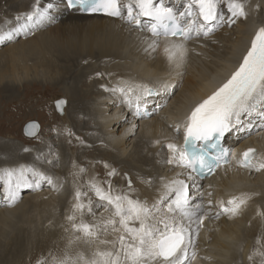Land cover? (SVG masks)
<instances>
[{
  "label": "bare ground",
  "instance_id": "6f19581e",
  "mask_svg": "<svg viewBox=\"0 0 264 264\" xmlns=\"http://www.w3.org/2000/svg\"><path fill=\"white\" fill-rule=\"evenodd\" d=\"M6 1L7 5L18 8L20 14L22 13L25 17L37 7L45 9L52 5L51 8H48L51 19L45 20L38 27L39 31L34 33L36 35L48 34L47 27L49 25L59 24L58 34L49 41L51 53L53 56L56 55V58L54 56V58L46 61L47 69L43 70L42 74L45 75L48 72L49 75V72L52 73V70L58 69V63L62 61L61 58H64L63 60L66 61V64L75 56L79 60L82 56L84 45H87L88 54H96V51H98L99 54L105 56L104 64L106 67L107 65L109 66V70H107L109 82L107 84H105L106 82L104 83L107 87L114 83V89H118L123 87L125 82L133 86L141 84L153 88L163 83L170 85L167 89L160 90L157 95L145 97L140 102L141 105H146L151 112L152 115L150 117L145 116L143 110L141 111L142 116L137 117L134 116L136 113L132 110L133 106L129 107L125 96L121 92L112 91V94H110V91L104 88L105 85L99 83L98 80H102V78L95 77L97 80H95L94 86L91 84L92 86L82 89L77 85L86 84L89 81V75L74 76L73 73L70 75L62 74L67 73L68 69L61 74L59 73L60 71L58 72L60 74V83H65L67 76L75 77L73 79L75 84L69 85V87L66 86L67 88L64 89L70 102L66 113L67 116L62 120L66 122L67 119V121L74 123L76 128L83 130L84 134L87 135L85 140L81 136L80 145L84 144L81 147V155L86 154L88 156L92 153L91 156L94 158V163H97V160L102 158L113 157L108 163L111 165L110 167L113 166L114 168L116 164H121V166H125L132 172L136 180L135 183L132 177L134 181L132 182L131 176L128 173H124L126 179L124 177L121 180L123 184H121L122 190L116 195L111 192L107 193L112 196H123L126 193V196L146 203L153 211H155V208H153L155 205L156 208L161 209V213H157L159 216L167 213V204L175 199L174 189L178 185L174 182L183 181L188 186L187 194L191 198L189 210H194L193 206L196 204L200 205V210L196 216H192L190 219L182 217L179 212L174 214L178 217V220L185 225H190L193 230L194 249L189 247L188 255L191 257V253L194 250L196 259L191 261V264H264V169L257 171L255 168L242 167L238 163L239 160L235 159L229 165L221 168L220 173H216L213 181L218 186L205 184L197 176L193 175L189 168L169 163L172 153L166 147L169 143L175 144V142L179 141L180 137L175 128L185 118V113L188 116L194 105L225 82L239 66L243 56L246 55L250 47L257 28L264 27V0H242L245 3L247 17L235 19L236 24L234 26H231L234 23L230 24L228 22L230 14L227 13L226 7L221 6L220 11L225 13L224 20L213 21L207 25L206 27L212 29L207 36L203 32L197 35L195 31H192L191 39L188 40L171 36L167 38L164 36H153L146 29L151 22L145 24L142 16L140 17V24L137 25L134 21L129 22L127 18L105 17L100 12L88 15L82 11L78 13L79 8H76L77 11H70L65 0H39L38 4L34 0L33 11L31 0ZM121 2L126 4L130 0H121ZM156 3L163 6L166 3L169 7H176L178 11L173 12L178 14L179 20L185 24L184 27L187 26L190 20L197 18V15H187L186 9H189L191 4L189 0H156ZM190 11L194 13L196 7L193 5ZM180 13H185V15L181 16ZM124 15L126 17V9ZM200 20L202 19L198 18L197 22L199 23ZM34 31L30 28L28 34H33ZM22 37L25 38L26 36ZM153 41L157 44L155 50L149 47V44ZM173 43H183L186 52L182 60L170 63L164 53V47ZM32 50L42 54L35 61V65L42 64L43 53L41 47L35 44L32 46ZM69 67L70 72L72 68L71 66ZM192 67H196L198 72L192 70V75H186L189 68L191 70ZM63 69L66 68L64 67ZM103 73L105 75L104 71ZM29 76L31 77V75ZM34 78H39L38 74H34ZM184 78L186 81L182 84L178 94L175 89L179 84L183 83L182 80ZM68 79L70 80V78ZM55 81L58 83L57 78ZM137 95H141V92L134 89L129 96L133 100V105H135V96ZM103 102L106 104H103ZM104 105H107L108 110L103 107ZM103 108L106 111H103ZM111 110H114V112H111ZM124 111H127L128 114H124ZM129 118L133 120L135 126L127 120ZM243 119L245 121L243 127L238 126L225 133L223 136V147L226 149L228 146L233 145L235 152L250 145L258 147L260 152H263L264 118L254 115ZM179 126H182V124ZM139 128L141 135L133 138ZM77 131L79 132V130ZM22 145L21 147L19 146L18 150H16V144L12 145V143L0 149V160L5 158L15 159L19 158L18 156L25 160L30 159L33 153L29 152L28 148H24L25 144ZM131 145L132 147L129 149L128 146ZM63 146L61 145V147ZM49 147L47 151H49ZM144 149L152 153V155L144 154ZM77 150H80V147ZM16 151H19V153H16ZM78 155L80 156V153ZM136 156L137 159L135 160ZM64 159L71 160V156L64 154ZM261 162H264V154L261 161H252L255 165ZM22 164H0V171L4 169L7 171L8 168L12 169V184L14 187L15 178L19 175L21 169L25 170L24 175L29 182L35 183L39 179L31 180L29 173H32V170L26 173L27 167ZM53 164H50V167H53ZM20 166H24V168H20ZM45 170L43 172H47V169ZM49 172L52 173L51 170ZM41 174L46 176L45 173ZM51 179V184L46 180H41L38 189L31 187V190H28L31 193L24 195L26 202L28 201L29 203L27 205L35 209L40 208L39 210L44 214L36 219L35 225L33 221L30 227L22 223L18 228V224L13 223L15 226L10 241L3 250L0 249L1 264H8V262H12L15 259L18 262L20 257L23 256L24 250L25 252H32L35 245L38 247L39 243L44 241H46L44 245L51 250L54 249L52 247L54 241L61 242V247L75 250V245L72 241L74 236L72 238L68 236L67 240L64 239V235L67 234L65 230L69 220L66 219L60 222L59 215L62 206L69 207L66 200H74L71 205V212L72 214L77 212L74 208L76 204L75 189L72 188L71 190L73 196L68 193V195L66 194L67 199H65V195L60 193L62 183L59 182L58 178ZM3 180H8V176ZM129 181H131L130 185ZM45 182L48 184H45ZM46 185L49 188H46ZM102 186L112 191L111 188L113 187ZM215 187H218L215 189L216 193L213 190ZM91 197L93 198L92 195ZM233 198H243L246 202L241 205L235 215L223 212L220 202H223L224 206L230 207L227 201ZM99 202H104L101 215H96L101 207V204L97 203L94 210L90 212L91 215L96 216L95 218L91 216L90 220H85L84 218L81 220L80 217L72 221V223L83 221L93 224L112 218L113 206L108 205L107 201L99 200ZM18 203L10 207L1 208L0 219L5 222L10 219L14 215V211L18 209ZM51 206H56L57 208L49 212V207ZM86 210L88 208H84L83 212ZM217 212L220 213L219 218H216ZM167 214L173 215L171 213ZM201 215H203L202 224L198 221V217ZM65 218H68V216H65ZM116 219L118 220L119 218L117 217ZM2 230L4 231L5 228H2ZM117 235L118 233L111 231V226H109L107 234L102 229L99 234L100 239L107 240H114ZM96 243L99 244L96 241L89 246L94 248L97 246ZM99 245L101 249L110 247V245ZM250 256L252 259H249Z\"/></svg>",
  "mask_w": 264,
  "mask_h": 264
},
{
  "label": "snow or ice",
  "instance_id": "6c2138e0",
  "mask_svg": "<svg viewBox=\"0 0 264 264\" xmlns=\"http://www.w3.org/2000/svg\"><path fill=\"white\" fill-rule=\"evenodd\" d=\"M37 4L39 0H36ZM68 7L79 6L81 9H87L94 12H104L113 17L127 18L129 22L140 24V17H148L155 21L150 28L155 37H175L181 36L184 40L191 39V32L195 31L197 35L201 32L205 36L212 31L206 27L213 21L224 20L225 13L220 11L221 6L226 7L228 22L234 23L237 18H246L245 3L242 0H191L189 9H186L187 15L191 16L190 9L194 6L198 9L197 18L190 20L186 27H180L175 23L176 14L172 8L164 7L156 3V0H130L128 3H122L121 0H67ZM49 5L48 8H51ZM48 8H35L33 12L26 15V22L20 23L12 31L0 34V42L13 39L14 35L19 34L29 28H35L45 20L51 19ZM126 9V17L124 11ZM181 16L185 13H180ZM202 19L203 23H198L197 19ZM20 18L17 17V20ZM171 22V23H169ZM149 47L155 50L157 44L153 41ZM186 49L183 43H173L164 47V53L167 60L179 62L183 59ZM170 87L163 83L158 87H148L146 85H129L125 82L123 87L112 89V91L121 92L129 107L133 106V100L129 98L135 90H139L141 95L135 96L136 115H141V101L145 97L157 95L160 90ZM64 101H57L58 109ZM259 116L264 118V27H260L253 39L246 55L243 56L241 63L230 78L220 85L211 95L202 102L198 103L187 117L184 124L185 137L184 149H180L176 144L169 143L167 148L172 153L169 163H175L181 167H190L193 170H199L201 174L212 173L221 166V163H228V150L221 148L218 154L212 155L206 149L207 147L216 148L219 146L220 139L225 133L238 126L243 127L244 117ZM250 122V121H249ZM36 127V125H30ZM179 131V127H177ZM196 141L209 142L205 147L197 148ZM255 157V149H247L242 153V159L238 163L245 168H255L257 171L264 169V162L255 165L252 163ZM24 169H21L19 175L15 178V188L39 187L41 180L52 183L51 177L44 176L41 173L33 172V176L39 179L35 183L29 182L24 175ZM110 172L109 175H113ZM8 183L11 185L13 172H7ZM178 185L174 189L175 199L167 204V213L173 215L160 214V208L152 210L146 203L134 200L128 196H112L93 184L96 196L101 201H107L112 205L114 211L112 218L101 223H72V228L84 238L86 243L99 242L101 245H110L101 249L97 247L91 257H86L82 252L75 256L64 254L62 258L53 257L50 264H191L196 259V252L193 250L191 257L188 255L189 247L194 249L193 230L190 225L183 224L178 217L174 215L179 212L182 217L191 218L196 216L200 210V205L193 206L194 210H189L190 197L187 194V184L183 181H175ZM131 181H129V185ZM81 193L76 192L77 203L74 208L77 211L83 210L86 205L80 202ZM8 198L14 202L16 192L9 190ZM246 201L243 198H233L227 201L230 207L224 206L220 202L223 212L232 215L237 214L241 205ZM89 205L91 201L89 200ZM211 203V202H210ZM91 212V207H88ZM220 213H216L219 218ZM119 218L118 220L116 218ZM69 221H74L75 216H69ZM151 221V222H150ZM199 223H203V215L198 217ZM118 225V226H117ZM138 225V226H136ZM109 226L111 231L118 233L114 240L100 239V231L108 233ZM71 243V241H70ZM249 259H252L250 256ZM37 264H46L45 259L41 258Z\"/></svg>",
  "mask_w": 264,
  "mask_h": 264
},
{
  "label": "rangeland",
  "instance_id": "374dc122",
  "mask_svg": "<svg viewBox=\"0 0 264 264\" xmlns=\"http://www.w3.org/2000/svg\"><path fill=\"white\" fill-rule=\"evenodd\" d=\"M33 1L34 0H31L32 11L34 10ZM17 17H19L20 20H17ZM19 22L20 23L26 22V17L22 15V13L20 14L18 8L10 7L9 4L7 5L6 0H0V34L14 30L16 26L19 25ZM235 24L236 23L234 22V24H232L231 26H234ZM58 26L59 24L49 25L47 27L48 34H37V35L32 33L31 34L24 33L21 35L16 34L14 35L13 39L6 40L5 42L4 41L0 42V149L12 143V145L16 144V150H18L19 146L21 147L23 146L22 144H25L26 146H24V148H28L29 152L33 153L30 156V159L25 160L20 156H18L19 158H15V159L5 158L0 160L1 162L0 164L8 163L11 165H19L24 163L22 165L27 167L26 173L32 170V173H29L31 180L39 178V177L35 178L33 176V172L45 173L47 177L50 176L51 178H58L59 182L62 183L60 193L65 195L64 196L65 199H67L68 193L72 195L71 190L73 188L75 189L74 190L75 194L77 191L81 193L80 202L86 205L85 208H88L89 200L91 201L90 204L91 206L89 207H91L92 211L94 210V207L97 203L101 204V207L99 208L98 213L96 214L97 216H99L102 214V210L104 208L103 207L104 202H99L100 199L96 196L95 189L93 188V184L102 188L103 190H105V192H111L116 195V193L122 190L121 180H123V178L125 177L124 173H128L131 176V179L133 175L129 169L125 168V166L123 167V165L121 166V164L118 165L114 164L115 165L114 168L113 166L110 167L111 165H109L108 163L109 161H111L110 159L113 157H107L106 159L102 158L101 160H97V163H94V158L91 156L92 153L89 154L88 156L86 154L81 155L82 154L81 147H83L84 144L82 145L80 144L82 138L85 140L87 135L84 134L85 132L83 130L76 128L74 123L67 121V119L66 122L62 120L65 116H67L66 113L70 102V99L66 96L64 89L69 87V85L75 84V81L73 80L75 77L67 76L66 77L67 83L66 82L60 83L59 75L67 69H68L67 73H62V74L70 75L71 73H73L74 76L75 75L84 76L86 74H87L86 76L89 75L88 78L90 82L89 81L86 82L87 85L86 84L77 85L82 89L84 88L86 89L89 86L95 85V80H97L95 77L102 78V80L100 79L98 80L99 83H102L103 85L107 84V82H109V74L107 75L108 73L107 70H109V66L107 65L106 67V65L104 64L105 56L99 54L98 51H96V54L95 53L88 54L87 45H84L82 56L81 58H79V60L75 56L72 58V60L68 61L69 64L68 62L66 64V61L63 60L64 58H61L62 61L58 63L59 64L58 69L55 68L54 70L51 71L52 73L49 72L50 77L48 75V72L45 75L42 74L43 70L47 69L46 61L50 58H54V56L56 58V55L53 56V54L51 53L49 41L52 37L58 34ZM22 36H26V37L23 38ZM35 44L41 47L43 53V63L40 65H35V61L38 59V57L42 56V54H39L38 52H34L32 50V46ZM62 65L66 69H63L64 67ZM69 66H71L72 68L70 72H69L70 70ZM104 67H106L107 69ZM103 68L106 70H104ZM192 70L198 72L196 67H192L191 70L189 68L188 73H186V75L187 74L192 75L193 74ZM103 71L105 72V75ZM58 72L60 74H58ZM34 74H38L39 78H34ZM55 74L57 75V77ZM29 75H31V77ZM28 77L29 79H27ZM56 78L58 79V83L57 81H55ZM68 78H70V80ZM182 81L183 83L179 84L175 89L177 93L178 91L180 93V90L182 88L181 86L186 81L185 78ZM104 88H107L110 91V94H112L111 92L112 89H114V83L108 85V87L105 85ZM59 97H63L66 99L65 114L63 116L58 115L54 105V100L58 99ZM105 102H103V104H106ZM103 107L107 108V105H104ZM105 109L103 111L108 110V108L106 110ZM111 112H114V110H111ZM124 114H128V112L124 111ZM33 120L38 121L40 123L41 126L40 132L35 137H27L22 133V129L27 122ZM127 120H129L135 126L133 120H131L130 118ZM176 128L175 131H177ZM77 130H79V132ZM179 131H177L178 135L181 134L180 133L181 131L180 132ZM140 133L141 132L139 128L137 130V133L133 135V138L141 135ZM78 134H80L79 135L80 137L78 136ZM61 145L64 146L61 147ZM48 146H50L49 151H47ZM78 147H80V150H77ZM128 147L130 149L132 145ZM16 153H19V151H16ZM79 153L80 156L78 155ZM64 154H69V156H71V160L64 159ZM144 154L152 155V153H149L146 149H144ZM32 156L33 158H31ZM136 159L137 156L135 157V160ZM127 162L129 161L127 160ZM52 163H54L53 167H50L51 166L50 164ZM55 164H57V166H55ZM24 166H20V168H24ZM9 169L10 168H8V170ZM45 169H47V172H43V170L46 171ZM49 170H51L52 173H50ZM109 171L114 172V174L109 175L110 173ZM121 171H122V175H121ZM134 181L136 183L135 178ZM134 181L132 179V182ZM46 183L47 182H45V184ZM102 185L108 188L113 187L111 188L112 191L103 188ZM45 187L49 188L47 185ZM30 193L31 192L28 191L24 193V195L26 194L29 195ZM91 195L93 196V198L91 197ZM125 195L126 193L123 194V196ZM25 199L26 198H24L23 196L18 203L19 206L18 209L14 211V215H12L10 219L6 220V222L0 219V225H1L0 249L1 250H3L8 245L15 224H18V228L22 223L27 224L30 227L31 226L30 224H32L33 221L35 225L36 219L40 218L39 216L42 217L44 214L42 213L41 210H39L40 208L35 209L32 208V206L27 205L29 203L28 201L26 202ZM66 202L69 204V207L62 206L63 207L62 208L59 205L61 207L60 208L61 210L59 211L60 222L67 219L65 218V216L68 217L75 216V219L81 217V220L83 218L85 220L87 219L90 220L91 216H93L92 218L96 217L95 215H91V213L88 210L84 212L83 210H81L72 214L71 205L74 202V200H66ZM56 208H57L56 206L49 207V212L55 210ZM17 220L20 221V223H18ZM9 222L10 224H8ZM2 228L3 229L5 228V230L3 231ZM65 232L67 233L64 235L65 240H67L68 236H70L71 238L72 236H74L72 238V241L74 242L75 250L61 247L60 246L61 242L58 243L55 241L54 243H52V247L54 249L51 250L50 248L44 245L46 242L44 241L39 243L38 247L35 245L32 252L30 251L25 252L24 250V253L22 254L23 256L20 257L18 262L17 259H15L12 262H8V264H37V261L40 260L41 258L45 259L46 264H50L53 257L62 258L66 252L72 256H75L78 252L79 253L82 252L86 257H91L92 255L91 253L97 247L101 248V246L98 243H96L97 245L96 247L91 248L89 246L91 243H86L84 238L76 239L77 236L82 237V233L76 232L72 228V221L68 222ZM61 241H63V239H61ZM0 264H1V255H0Z\"/></svg>",
  "mask_w": 264,
  "mask_h": 264
},
{
  "label": "water",
  "instance_id": "95a60500",
  "mask_svg": "<svg viewBox=\"0 0 264 264\" xmlns=\"http://www.w3.org/2000/svg\"><path fill=\"white\" fill-rule=\"evenodd\" d=\"M64 101V103L61 105V107L58 109L57 107V101ZM54 105H55V109L57 111V113L62 116L64 115L65 112V108H66V99L63 97H59L58 99L54 100ZM36 125V127H30V125ZM41 126L40 123L38 121H29L27 122L23 129H22V133L27 136V137H35L38 135V133L40 132Z\"/></svg>",
  "mask_w": 264,
  "mask_h": 264
}]
</instances>
